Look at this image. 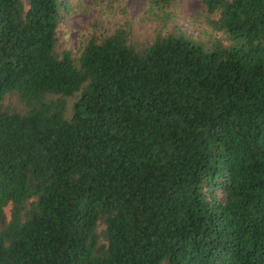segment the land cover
<instances>
[{
  "label": "trees",
  "instance_id": "1",
  "mask_svg": "<svg viewBox=\"0 0 264 264\" xmlns=\"http://www.w3.org/2000/svg\"><path fill=\"white\" fill-rule=\"evenodd\" d=\"M201 1L224 38L73 57L64 0H0V264H264V0Z\"/></svg>",
  "mask_w": 264,
  "mask_h": 264
},
{
  "label": "rangeland",
  "instance_id": "2",
  "mask_svg": "<svg viewBox=\"0 0 264 264\" xmlns=\"http://www.w3.org/2000/svg\"><path fill=\"white\" fill-rule=\"evenodd\" d=\"M64 3L66 9L57 28L58 50L69 51L73 57L79 56L92 37L111 35L124 24L130 25V42L138 46H148L155 35H165L174 28L194 40L224 38L210 28L201 0H172L165 10L169 14L165 28L159 19L162 11L154 9L152 0H64ZM73 102L74 98L68 100V115Z\"/></svg>",
  "mask_w": 264,
  "mask_h": 264
}]
</instances>
